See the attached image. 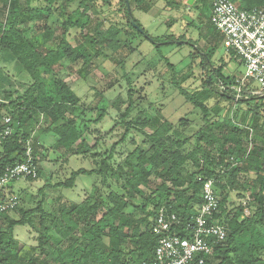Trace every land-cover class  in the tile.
Instances as JSON below:
<instances>
[{
    "label": "trees",
    "instance_id": "1",
    "mask_svg": "<svg viewBox=\"0 0 264 264\" xmlns=\"http://www.w3.org/2000/svg\"><path fill=\"white\" fill-rule=\"evenodd\" d=\"M232 1L243 10L264 7V0ZM36 2V6H32V0H0L3 15L0 19V52L8 51L32 80L23 93H7L1 97L4 102L0 103V117H12L13 132L1 147L0 173L7 165L23 160L26 142L32 138L27 127L37 123L39 115L45 116L48 124L38 138H32L35 156L42 142L40 135L48 133L57 137L53 147L58 150L75 152L77 145L76 153H91L84 129L75 115L81 100L77 92L60 80L54 96L44 94V88H49L47 78L63 69L67 61L72 64L83 61L86 66L95 55L109 57L127 46L129 38L136 34L151 38L156 46L169 41L180 42L174 37L162 42L151 37L144 29L134 16L133 6L136 4L140 10L148 11L151 3L146 0H129L130 11L127 0H119V13L124 15L126 27L108 17L97 25L93 24V19L104 14L105 8H112V0ZM196 2L197 8L209 11L211 17V1ZM168 4L170 7H179L172 0ZM60 9L66 10L67 17L61 24L62 33L57 36L49 21L54 15H62ZM38 21H44L41 32L31 25ZM73 29L78 30L82 38L76 45H72L69 40ZM209 30L223 41V35L215 25L211 23ZM50 42L55 46L52 47ZM200 49L196 45L197 52ZM230 53L232 59L240 60L243 64L239 55L233 51ZM204 58L209 65L203 87L205 91L192 92L181 86L176 75L173 79L180 93L202 111L203 125L194 135H187L186 127H176L160 113L145 119L143 126L148 130L138 127L137 120L126 121L134 108L129 95L128 105L121 115L125 127L120 139L122 141L115 143L108 150L107 156L104 155L106 151L102 154L99 167L74 170L68 179L40 187L36 207L25 209L19 203L13 209L18 216H9L10 211L2 215L0 264L152 262L158 237L153 233L151 225L158 208L165 206L169 212L175 213L183 224L173 231L179 230L181 236L188 237L185 224L203 203V183L208 178L215 181L214 187L220 203L214 219H219L225 226L228 236L226 241L215 245L214 254L208 257L207 264H264V114L259 108L261 104L264 106V95L253 96L244 87L243 97L236 100V92L231 88L236 84V76L224 74V61L219 67H214L207 54H204ZM170 67L174 69L172 65ZM214 80L218 81L217 87L214 86ZM95 95L96 98H104L100 91H96ZM214 96L228 102V108L222 107L227 109L225 114L216 110L218 105L211 107L207 104ZM256 99H261L260 105L254 102ZM106 113V109H102L99 118ZM239 119L241 124L237 122ZM134 129L141 133L142 143L148 146L136 144L114 166L117 146L125 142ZM249 143L253 144L251 149ZM231 158L234 162L230 161ZM36 163L39 177L41 170L37 158ZM219 167L223 169L218 170ZM82 174L101 175L100 185L95 184L93 192L81 202L65 199L61 192L57 197H52L54 204L51 210H46L48 190L73 188ZM115 176H118L122 194L111 188L110 179ZM240 176L245 178L242 184ZM237 187L249 192L250 203L239 205L232 211L227 208V204ZM5 193L0 189L1 200L5 199ZM129 208H132L131 212ZM247 209L250 210L249 214L245 213ZM18 226H28L38 233V245L32 247L31 251H26V245L16 237L15 228Z\"/></svg>",
    "mask_w": 264,
    "mask_h": 264
},
{
    "label": "rangeland",
    "instance_id": "2",
    "mask_svg": "<svg viewBox=\"0 0 264 264\" xmlns=\"http://www.w3.org/2000/svg\"><path fill=\"white\" fill-rule=\"evenodd\" d=\"M24 1L22 0V2ZM146 1L151 3V8L148 11L140 10L136 4L133 6L134 16L144 29L151 37L158 38L162 42H166L165 40L170 37H174L180 42L169 41L156 46L151 38L136 34L129 38L127 46L109 57L95 55L92 62L86 66L83 65V61L74 64L67 61V65L63 69L47 78L49 88H44L46 96L55 95L56 85L61 80L69 84L81 98L75 115L78 117V123H81L84 129L91 153L89 151L76 153L77 145L75 152L65 149L58 150L53 147L57 140L53 133L41 134L42 142L37 147L36 155L41 175L36 179H24L13 183L5 191L6 196L17 195L21 201L20 206L25 209L36 207L40 187L66 180L74 170L99 167L101 159H103L102 154L106 151L104 155L107 156L108 150L118 141H122L120 139L125 127L121 121V115L128 105L129 95L132 97L134 108L126 121L137 120L138 127L146 130L147 127L143 126L145 119L160 113L172 121L176 127L180 129L186 127L185 133L191 136L203 125V114L201 109L195 107L180 93L173 80L175 75L183 88L192 92L205 91L206 88L203 87L209 73L206 69L209 65L205 62L204 54L208 55L209 61L214 67H219L224 61L226 63L224 74L229 77H237L242 74L240 72H245V67H242L237 60L232 59L230 52L225 49L223 41L210 32V12L198 9L196 0H172L179 7H170L168 4L170 0ZM112 2V8H105L104 14H99L93 19L94 25L108 17L118 25L126 27L124 15L119 13L121 8L119 0H112ZM36 4V0H32V6H36ZM59 11L62 15H54L49 21V25L55 30L57 36L62 33L61 24L67 17L66 10L60 9ZM2 16L0 5V19ZM43 23L44 21H38L31 25L36 31L41 32ZM69 38L72 45H76L82 40L76 29L71 30ZM50 45L55 46L53 42H50ZM196 45L201 48L199 52L196 50ZM170 65L174 69H171ZM31 82L28 73L11 57L10 53L1 51L0 98L7 93L12 95L23 93ZM217 83L218 81L214 80L215 87H217ZM252 88L257 92L252 94L253 96L264 95V91H261L257 84L252 83ZM96 91L103 93L104 98H96ZM256 100L254 102L260 105L259 100L261 99ZM207 104L211 107L218 105L216 110L221 113L225 114L227 111L222 107H227L228 102L219 96L212 97ZM261 105L259 108L264 114V106ZM102 109H106L107 113L99 118ZM246 109L247 107H245ZM239 111L240 108L237 112ZM237 122L241 124L240 119ZM47 124L45 116L39 115L37 123L28 125L27 130L32 138L36 139ZM251 134L253 135V133ZM136 144L148 146V144L142 143L141 133L134 129L125 142L117 146L113 165L117 166ZM252 145V143L248 144L249 149ZM230 161L234 162L233 158ZM221 168L223 169V167H219L218 170ZM117 179L118 176L110 179L111 188L122 194L123 190ZM153 179L156 178L153 177ZM101 180V175L82 174L77 178L73 188L48 190L49 200L46 203V210H51L54 204L52 197H57L62 194L61 192L65 195V199L81 202L93 192L95 184L100 185ZM239 180L242 184L245 180L244 176H240ZM244 187H247L245 183ZM240 189L242 188L237 187L231 193L227 204L229 210L234 211L239 205L246 206L250 203L249 192ZM128 211L131 212L132 208H129ZM249 211L247 209L245 213L249 214ZM8 214L11 217L18 216L14 210ZM15 235L26 245V251H31L32 247L38 245V233L28 226L16 227Z\"/></svg>",
    "mask_w": 264,
    "mask_h": 264
},
{
    "label": "built area",
    "instance_id": "3",
    "mask_svg": "<svg viewBox=\"0 0 264 264\" xmlns=\"http://www.w3.org/2000/svg\"><path fill=\"white\" fill-rule=\"evenodd\" d=\"M210 22L223 35V45L227 51H233L241 57L245 72L236 77V84L231 88L236 92V100L243 97L244 87L251 94H256L252 83L264 91V7L243 10L232 0H210ZM4 102L0 98V103ZM12 117H0V162L1 147L13 132ZM24 158L12 165H7L0 173V189L6 191L11 184L20 180L37 178L38 165L33 152V140L28 139L24 147ZM212 178L204 180L203 203L197 213L185 224L188 237L181 236V219L168 211L165 206L158 208L151 228L158 237L154 260L142 264H207L212 257L215 245L226 241L228 233L225 226L214 219L219 212V198ZM20 203L17 195H8L0 199V219L3 214L13 210Z\"/></svg>",
    "mask_w": 264,
    "mask_h": 264
},
{
    "label": "water",
    "instance_id": "4",
    "mask_svg": "<svg viewBox=\"0 0 264 264\" xmlns=\"http://www.w3.org/2000/svg\"><path fill=\"white\" fill-rule=\"evenodd\" d=\"M127 3H128L129 11H130V3H129V0H127ZM133 23H135V22H133ZM135 25L138 27V29H139L141 32L144 33V30H143L140 26H138L137 24H135Z\"/></svg>",
    "mask_w": 264,
    "mask_h": 264
},
{
    "label": "crops",
    "instance_id": "5",
    "mask_svg": "<svg viewBox=\"0 0 264 264\" xmlns=\"http://www.w3.org/2000/svg\"><path fill=\"white\" fill-rule=\"evenodd\" d=\"M229 52H231V51H229ZM230 54H231V53H230ZM237 62H238V63H239V64H240L242 67H244V65H243V64H241L240 60H238ZM238 71H239V70H238ZM240 73H242V74H243L244 72H240Z\"/></svg>",
    "mask_w": 264,
    "mask_h": 264
}]
</instances>
